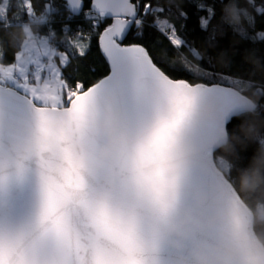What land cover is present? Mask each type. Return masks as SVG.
<instances>
[{
  "label": "snow or ice",
  "instance_id": "6c2138e0",
  "mask_svg": "<svg viewBox=\"0 0 264 264\" xmlns=\"http://www.w3.org/2000/svg\"><path fill=\"white\" fill-rule=\"evenodd\" d=\"M94 7L113 20L100 37L110 74L86 90L62 78L48 37L0 65V264H264L252 243L264 225L249 210L260 193L233 186L253 159L226 177L217 165H233L214 157L229 121L257 105L241 90L171 78L144 46L124 44L143 23L138 2ZM0 21L12 23L6 6ZM155 25L185 43L167 21Z\"/></svg>",
  "mask_w": 264,
  "mask_h": 264
},
{
  "label": "trees",
  "instance_id": "16d2710c",
  "mask_svg": "<svg viewBox=\"0 0 264 264\" xmlns=\"http://www.w3.org/2000/svg\"><path fill=\"white\" fill-rule=\"evenodd\" d=\"M8 1L12 23L5 28L0 21L2 63L15 62V54L21 50V43L12 42L10 34L24 22L43 16L47 22L36 29L37 34L45 35L57 44L58 49L67 52L69 61L62 65V78H67L73 88L80 80L86 89L110 72L100 47V35L113 20L111 17L100 18L91 7L92 0H85V10L80 14H73L65 0H23V4L20 0ZM135 1L139 3V17L143 23L141 28H133L125 43L144 44L154 60L174 78H185L192 83H224L251 96L256 102V111L234 117L228 124V132L243 137L241 126L246 124L254 129L257 137L264 138V37L259 35L264 33V13L255 11V6L264 4V0H254V3L250 0ZM28 3L32 4L31 15L28 14ZM145 3L163 11L145 15ZM201 4L204 7H200ZM232 4L241 12L240 23H232L227 18L226 9ZM209 8L213 10L210 19ZM244 11L254 18L253 23L248 22ZM202 18L208 19L206 26H202ZM156 20L167 21L185 43L174 46L169 30L161 31L155 25ZM240 29L246 34L241 35ZM81 47L85 49L84 56L79 55ZM234 143V153L220 149L216 152V158L222 157L234 165L228 170L232 177L237 175V167H247L262 145L258 139ZM260 226L258 223V229Z\"/></svg>",
  "mask_w": 264,
  "mask_h": 264
},
{
  "label": "clouds",
  "instance_id": "9594fccd",
  "mask_svg": "<svg viewBox=\"0 0 264 264\" xmlns=\"http://www.w3.org/2000/svg\"><path fill=\"white\" fill-rule=\"evenodd\" d=\"M226 14L230 22H241V12L235 4H232L226 9ZM46 22V18L40 19L39 17L35 20L24 22L17 30L10 34V40L12 42L19 41L21 46H23L26 42L32 45H38L44 36H38L36 29ZM249 100L251 105H256L254 100L250 98ZM203 111L204 114L207 115L212 111V108L211 106H206ZM246 111L253 113L255 112V109L253 107H248ZM249 130L253 131L250 132ZM241 131L243 133V137L231 135L225 128L222 138L216 144V148L225 152L234 153V142H239V140L245 138L246 140H252L257 137L254 129L249 125H242ZM228 162L233 165L231 161ZM217 170L227 177L228 172L220 169L218 165ZM233 186L237 187L238 190L246 196H251L257 192L260 193V197L255 200L254 206L250 207L249 210L252 212V224L257 225L259 223L264 225V144L258 148L257 154L254 156L250 166L240 172L238 180L233 184ZM252 243L256 249L264 251V232H254ZM232 254L235 255L234 250L232 251Z\"/></svg>",
  "mask_w": 264,
  "mask_h": 264
},
{
  "label": "water",
  "instance_id": "95a60500",
  "mask_svg": "<svg viewBox=\"0 0 264 264\" xmlns=\"http://www.w3.org/2000/svg\"><path fill=\"white\" fill-rule=\"evenodd\" d=\"M66 2H67V5H68V7H69V9L71 10V12L73 13V14H80V13H82L84 10H85V0H80V7L79 8H76V7H74L73 6V0H65ZM94 2H95V0H92V4H91V7H92V9L95 11V12H97V10H96V8L94 7ZM132 2L133 3H136V1L135 0H132ZM98 13V12H97ZM138 16H139V14H138ZM138 18V17H137ZM112 23H113V21H112ZM111 23V24H112ZM110 24V25H111ZM109 25V26H110ZM109 26H107V27H109ZM136 25H135V23H133L129 28H128V30H127V33H126V37L124 38V40H123V43L124 44H128V43H125V40L127 39V37L129 36V34L132 32V30H133V28L135 27ZM106 27V28H107ZM105 30V29H104ZM104 30L101 32V35L103 34V32H104ZM101 35H100V37H101ZM130 44H140V45H142V46H144L148 51H149V49L144 45V44H141V43H130ZM100 47H101V45H100ZM101 50H102V48H101ZM149 54H150V56L152 57V59H153V62L154 63H156L157 64V66L158 67H161L155 60H154V58H153V56H152V54L150 53V51H149ZM105 56V55H104ZM109 63V62H108ZM110 65V64H109ZM162 68V67H161ZM162 70H164L163 68H162ZM165 71V70H164ZM166 72V71H165ZM110 74V72L107 74V75H109ZM166 74H168L167 72H166ZM107 75H105L104 77H106ZM104 77H102L101 79H103ZM170 77L171 78H174V77H172L171 75H170ZM174 79H177V78H174ZM179 79H185V78H179ZM185 80H187L189 83H192V82H190L188 79H185ZM98 82V81H97ZM96 83V82H95ZM199 84H205V85H208V86H211L212 84H219L221 87H224V88H232L233 90H240L239 88H237V87H235V86H231V85H227V84H224V83H207V82H204V81H201V82H198ZM193 84H197V83H193ZM93 85V84H92ZM91 85V86H92ZM90 87V86H89ZM87 89V88H86ZM85 89V90H86ZM242 94H244V95H247L250 99H252V100H254L251 96H249L248 94H246V93H244L243 91H242ZM255 101V100H254ZM256 103V102H255ZM65 106H67V105H65ZM234 118V117H233ZM232 118V119H233ZM232 119L229 121V123L232 121ZM228 123V124H229ZM227 127V131H228V125L226 126ZM219 149H217L215 152H214V157H216V152L218 151Z\"/></svg>",
  "mask_w": 264,
  "mask_h": 264
},
{
  "label": "rangeland",
  "instance_id": "374dc122",
  "mask_svg": "<svg viewBox=\"0 0 264 264\" xmlns=\"http://www.w3.org/2000/svg\"><path fill=\"white\" fill-rule=\"evenodd\" d=\"M4 6H6L7 8L9 7V1L7 0V4H6V0H0V7H4ZM104 18H106V17H104ZM138 18H140L139 16H138ZM38 36H42V35H40V34H37ZM22 50V49H21ZM20 50V51H21ZM0 53H1V44H0ZM57 55H59V56H62V57H64L65 55H66V52L65 51H62V50H60V51H58L56 54H55V56L53 57V59H52V64L53 65H55L57 68H59L60 69V71H61V68H62V62L60 61V59H58L57 58ZM68 55V54H67ZM2 58H0V65H3V66H9L10 64H5V63H2ZM47 74V70H45V73H42V78H43V76H45ZM61 74H62V71H61ZM30 82H34L33 80H32V77L30 76Z\"/></svg>",
  "mask_w": 264,
  "mask_h": 264
},
{
  "label": "crops",
  "instance_id": "0c3cea01",
  "mask_svg": "<svg viewBox=\"0 0 264 264\" xmlns=\"http://www.w3.org/2000/svg\"><path fill=\"white\" fill-rule=\"evenodd\" d=\"M50 40V39H49ZM50 43H51V41H50ZM56 50V53L58 52V51H60V49H55ZM68 59H67V62L69 61V55H67V52H66V55H65ZM0 58H2V55L0 54ZM57 58L58 59H60V61L62 62V65L63 64H66L64 61H63V59H62V56H59V55H57ZM14 63V62H13ZM11 64V63H10Z\"/></svg>",
  "mask_w": 264,
  "mask_h": 264
},
{
  "label": "built area",
  "instance_id": "2783aa9c",
  "mask_svg": "<svg viewBox=\"0 0 264 264\" xmlns=\"http://www.w3.org/2000/svg\"><path fill=\"white\" fill-rule=\"evenodd\" d=\"M138 19H141V18H138ZM141 20H142V19H141ZM43 36L46 37L45 35H43ZM50 41H51L52 45L55 47V49H57V48H58L57 44L54 43L51 39H50Z\"/></svg>",
  "mask_w": 264,
  "mask_h": 264
}]
</instances>
